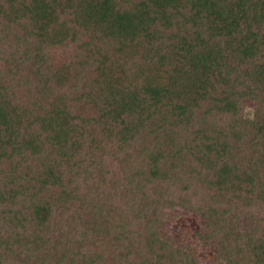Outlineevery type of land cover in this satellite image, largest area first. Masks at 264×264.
<instances>
[{
	"label": "trees",
	"instance_id": "obj_1",
	"mask_svg": "<svg viewBox=\"0 0 264 264\" xmlns=\"http://www.w3.org/2000/svg\"><path fill=\"white\" fill-rule=\"evenodd\" d=\"M178 205L264 264V0H0V264H199Z\"/></svg>",
	"mask_w": 264,
	"mask_h": 264
},
{
	"label": "rangeland",
	"instance_id": "obj_2",
	"mask_svg": "<svg viewBox=\"0 0 264 264\" xmlns=\"http://www.w3.org/2000/svg\"><path fill=\"white\" fill-rule=\"evenodd\" d=\"M202 225L201 219L193 210H187L185 207L178 205L168 210L163 229L171 236L185 238L190 247H194L199 257H201L199 264H214L210 262L211 257L205 255L211 246L199 234L204 230ZM195 231L198 234H195Z\"/></svg>",
	"mask_w": 264,
	"mask_h": 264
}]
</instances>
